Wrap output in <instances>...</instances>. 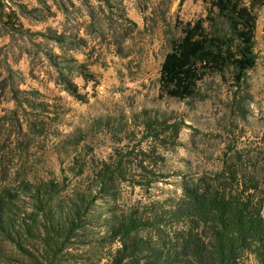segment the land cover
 Segmentation results:
<instances>
[{
    "label": "rangeland",
    "instance_id": "374dc122",
    "mask_svg": "<svg viewBox=\"0 0 264 264\" xmlns=\"http://www.w3.org/2000/svg\"><path fill=\"white\" fill-rule=\"evenodd\" d=\"M206 12L202 0H0V166L12 156L11 164L24 165L29 174L61 181L67 162H59L56 144L63 135L98 116L125 120L151 109L186 125L180 145L164 150L169 176L147 193L125 187L126 201L162 205L180 197L182 183L197 184L246 202L264 222V5L257 10L256 64L243 80L229 70L209 74L185 100L169 97L160 86V70L175 58L181 28L203 25ZM68 57L86 63L93 74L90 80L67 74L83 99L58 83L50 61L61 67ZM11 86L21 90L19 106ZM33 115L42 120V134L17 135L18 125L25 131L24 118ZM86 140L99 158L115 145L108 131L90 130ZM245 264L257 262L249 256Z\"/></svg>",
    "mask_w": 264,
    "mask_h": 264
},
{
    "label": "trees",
    "instance_id": "16d2710c",
    "mask_svg": "<svg viewBox=\"0 0 264 264\" xmlns=\"http://www.w3.org/2000/svg\"><path fill=\"white\" fill-rule=\"evenodd\" d=\"M202 1L204 24L181 28L175 58L160 70L161 89L178 100L193 98L209 74L229 70L240 81L256 64L257 10L264 0ZM50 61L58 83L83 99L67 74L92 79L86 63L68 57L60 67ZM9 90L21 105V90ZM41 121L24 118L26 130L20 123L17 135H41ZM185 125L181 118L145 108L125 120L95 117L58 140L59 162H67L60 168L61 181L29 174L7 156L0 166V264H245L249 256L264 264V222L246 202L184 183L180 197L162 205L126 201L125 187L147 193L169 176L164 150L180 145ZM90 130L108 131L115 145L107 157H96L88 146Z\"/></svg>",
    "mask_w": 264,
    "mask_h": 264
},
{
    "label": "built area",
    "instance_id": "2783aa9c",
    "mask_svg": "<svg viewBox=\"0 0 264 264\" xmlns=\"http://www.w3.org/2000/svg\"><path fill=\"white\" fill-rule=\"evenodd\" d=\"M260 33H261V34H264V28H263L262 30H260Z\"/></svg>",
    "mask_w": 264,
    "mask_h": 264
}]
</instances>
